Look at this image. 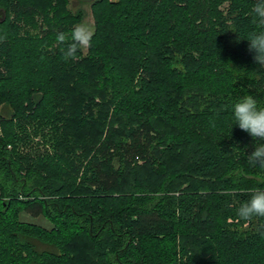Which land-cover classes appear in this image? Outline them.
Segmentation results:
<instances>
[{"label":"trees","instance_id":"16d2710c","mask_svg":"<svg viewBox=\"0 0 264 264\" xmlns=\"http://www.w3.org/2000/svg\"><path fill=\"white\" fill-rule=\"evenodd\" d=\"M68 2L0 0V264H264V219L236 215L260 141L232 119L264 107L256 0H91L65 61Z\"/></svg>","mask_w":264,"mask_h":264},{"label":"clouds","instance_id":"9594fccd","mask_svg":"<svg viewBox=\"0 0 264 264\" xmlns=\"http://www.w3.org/2000/svg\"><path fill=\"white\" fill-rule=\"evenodd\" d=\"M252 15V23L258 30L249 32L245 40L248 41V50L253 53L255 62L264 65V0H256ZM91 37V28L82 24L74 26L69 33L57 32L56 44L60 46L63 59L67 61L76 59L79 51L90 46ZM2 39L0 37V40ZM232 119L239 129L248 133L254 140L260 141L248 155V162L264 169V107H259L252 95L243 96L233 105ZM236 215L245 222H252L257 218L264 219V190L251 191L249 198L240 203Z\"/></svg>","mask_w":264,"mask_h":264},{"label":"rangeland","instance_id":"374dc122","mask_svg":"<svg viewBox=\"0 0 264 264\" xmlns=\"http://www.w3.org/2000/svg\"><path fill=\"white\" fill-rule=\"evenodd\" d=\"M67 8L71 13L79 12L81 14V19L76 26L83 24L90 27L92 30V17L88 1L69 0ZM30 32H36V29L31 28ZM81 51L84 52L85 47ZM19 218L24 221L40 224L46 228L49 227V222L41 216H31L29 213L21 212Z\"/></svg>","mask_w":264,"mask_h":264},{"label":"water","instance_id":"95a60500","mask_svg":"<svg viewBox=\"0 0 264 264\" xmlns=\"http://www.w3.org/2000/svg\"><path fill=\"white\" fill-rule=\"evenodd\" d=\"M82 1H91V0H82Z\"/></svg>","mask_w":264,"mask_h":264}]
</instances>
